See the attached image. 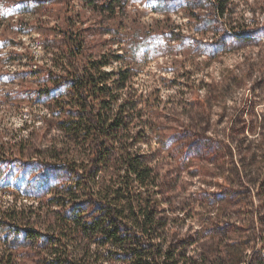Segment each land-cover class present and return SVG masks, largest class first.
<instances>
[{
	"label": "rangeland",
	"instance_id": "374dc122",
	"mask_svg": "<svg viewBox=\"0 0 264 264\" xmlns=\"http://www.w3.org/2000/svg\"><path fill=\"white\" fill-rule=\"evenodd\" d=\"M17 1L0 0V215L37 206L33 191L47 187L41 159L54 142L63 144L46 100L37 96L46 70L59 72L52 64L61 31L81 26L78 61L121 54L110 66L133 70L134 89L154 108L151 121L165 124L167 135L193 127L178 145L222 148L224 157L213 158L212 150L184 164L174 155L178 138L165 149L152 133L145 148L161 181L176 185L171 205L182 236L196 239V255L209 246L219 249L213 252L218 261L208 264H264V0H123L114 23L86 11L87 0ZM82 9L86 20L79 23ZM198 99L207 107L195 104ZM229 136L243 143L247 182L238 176ZM57 173L51 171V185L63 182ZM210 218L214 242L206 232ZM232 246L240 262L232 260Z\"/></svg>",
	"mask_w": 264,
	"mask_h": 264
},
{
	"label": "trees",
	"instance_id": "16d2710c",
	"mask_svg": "<svg viewBox=\"0 0 264 264\" xmlns=\"http://www.w3.org/2000/svg\"><path fill=\"white\" fill-rule=\"evenodd\" d=\"M45 1L36 0L39 6ZM122 1L98 4L87 0L84 7L103 17L100 22L114 23ZM80 12L82 23L86 12ZM80 27L61 31L63 39L52 64L59 72L46 70L44 93L39 91L37 96L46 100L63 146L57 148L54 142L46 159H41L48 166L42 172L47 187L42 194L33 191L38 205L1 212L0 264L216 263L213 252L219 248L208 246L196 255L192 249L196 239L182 236L180 218L171 205L176 185L161 181L154 154L145 148L152 133L165 149L170 147L169 140L178 138L173 150L181 164L212 150L213 158L224 157L222 148L211 142L178 145L193 127H179L182 131L167 135L165 124L151 121L154 108L134 89L133 70L110 66L112 59L122 60L121 54L104 53L78 61L85 42ZM115 32V27L107 29L108 34ZM198 103L207 107L202 99ZM228 139L233 142L230 151L238 176L247 182L243 143ZM52 170L58 172V179L63 178L62 183L50 184ZM208 222L206 232L214 242L218 232L213 231L212 218ZM232 247V260L240 262L239 249Z\"/></svg>",
	"mask_w": 264,
	"mask_h": 264
}]
</instances>
